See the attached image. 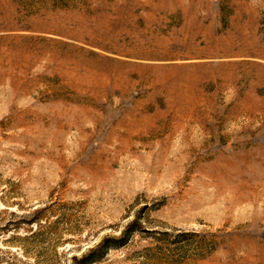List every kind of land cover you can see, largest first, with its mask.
Returning <instances> with one entry per match:
<instances>
[{"label":"rangeland","instance_id":"1","mask_svg":"<svg viewBox=\"0 0 264 264\" xmlns=\"http://www.w3.org/2000/svg\"><path fill=\"white\" fill-rule=\"evenodd\" d=\"M0 264H264V0H0Z\"/></svg>","mask_w":264,"mask_h":264}]
</instances>
